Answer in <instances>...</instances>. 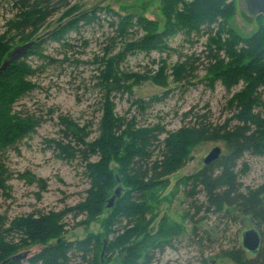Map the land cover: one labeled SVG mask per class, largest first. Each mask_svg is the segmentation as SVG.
<instances>
[{
  "label": "rangeland",
  "instance_id": "374dc122",
  "mask_svg": "<svg viewBox=\"0 0 264 264\" xmlns=\"http://www.w3.org/2000/svg\"><path fill=\"white\" fill-rule=\"evenodd\" d=\"M228 1L235 6L228 25L238 34L248 36L264 27V19L252 20L246 14L243 0ZM96 5L108 6L122 15L139 14L157 21L160 28L164 23L159 0H82L79 10ZM16 15L13 0H0V35L9 29L7 23ZM60 15L48 19L32 40L65 22L66 18L62 20ZM114 32V27L105 19L100 25L68 34L66 38L71 48L45 43L44 54L56 63L27 58L30 70L39 69L27 78L31 90L18 97L9 112L12 119L21 118V123L27 116L31 120L23 126L17 143L0 153V163L6 171L4 188L0 189V223L3 224L0 233L22 219L55 215L52 227L55 231L47 244L82 240L93 234L99 240L94 247L98 264H122L119 258L126 254V249L139 245L144 233L128 237L125 232L133 226L141 229V220L120 216L112 222L110 215L115 214L116 207H106L117 188L120 193L116 198L126 193L128 188L121 173H127L130 167L112 160L108 172L114 181L104 186L94 178L100 164L99 155H90L89 161L84 163L80 155L66 159L57 149L58 143L77 147L75 129L86 135V143H96L102 132V114L110 108L113 117L130 121L136 128L159 126L165 132L177 133L182 128L197 129L203 125L209 134L198 137L188 133L185 142L183 137L186 155L182 166L161 179L147 194L144 204L145 219L149 223L147 242L138 248V264L143 261L146 264H235L229 257L222 256V252L240 245L241 231L257 227L250 217L240 215L233 208L229 209L231 213L224 208L219 214L201 208L203 192L199 187L193 194L190 178L203 169L202 159L211 148H220L219 159L229 156V143L223 135L232 130L236 122L230 121L224 128L232 115L227 101L241 84L227 90L220 80L209 82L206 36L186 37L178 33L167 40L168 48L163 52L128 55L120 67L131 77L127 83L131 93L107 95L97 78L99 60H94L104 56V47ZM22 44L24 42L16 36L0 65L13 48ZM115 46L113 52L116 53L121 46L119 41ZM219 54L223 56L222 52ZM64 58L67 61L59 63ZM152 60L156 61L155 65ZM161 60L166 65L165 86L152 81ZM182 62L196 69L190 78L178 82L174 80L173 66ZM157 79L162 82L160 77ZM137 101H141L140 104ZM260 112L264 118V109ZM165 132L158 135L160 140L167 137ZM28 176L39 179V183H29ZM234 182L240 184L244 192L264 186V155L244 154L236 160ZM101 198L102 204L99 203ZM98 206H101L100 214H96ZM126 221L129 222L126 224ZM2 236V242L12 248V254L25 250L37 252L43 247L21 229ZM104 240L106 244L102 243ZM263 246L264 241H261ZM90 258L86 257V262H90ZM75 260L73 264H87L78 257Z\"/></svg>",
  "mask_w": 264,
  "mask_h": 264
},
{
  "label": "trees",
  "instance_id": "16d2710c",
  "mask_svg": "<svg viewBox=\"0 0 264 264\" xmlns=\"http://www.w3.org/2000/svg\"><path fill=\"white\" fill-rule=\"evenodd\" d=\"M79 1L82 0H13L17 15L13 20L8 21L9 29L0 35V61L7 52L8 45L16 36L21 42L31 41L48 19L56 14H61L62 20L66 18V21L50 30L51 32L37 41L25 55L0 73V153L17 143L23 133V126L31 120L27 116L24 117V120H27L21 123V118L12 119L13 117L9 115L12 103L32 88H29L31 84L27 80L28 76L39 69L30 70L31 65L27 63V58L34 57L44 62H57L49 60L44 54L45 43L71 48L66 38L68 34L79 33L83 27L100 25L101 21L106 19L108 25L111 28L114 27L115 32L104 47V56L94 61L99 60L100 69L97 78L103 85L105 93L109 95L110 92L122 94L126 91L130 92L127 83L131 77L120 67L128 55L163 52L168 48L165 44L167 40L178 33H183L186 37L206 36L205 50L206 57L209 59V82L220 80L227 90L240 84L241 88L227 101V107L232 110V115L224 124V128L230 121L236 122L232 130L224 132L223 135L229 143V156L203 166L198 174L190 178L191 189L195 194L196 189L200 187L204 195L200 205L206 211L219 214L226 208L227 213H231L229 209L233 208L240 215L250 217L264 241L262 229L264 228V186L247 189L244 192L240 184L234 182L236 160L241 159L244 154L264 155V118L260 112L261 108L264 109L262 99L264 96V27L248 36L238 34L228 25V20L235 11L234 4L228 0H159L160 13L164 18L161 28L157 21L149 20L139 14L122 15L113 12L108 6L96 5L79 10ZM256 19L264 18L256 16L252 20ZM142 32L144 34H140ZM117 41L121 46L115 53L113 50ZM220 52L223 56L219 54ZM65 61L67 60L64 58L59 63ZM151 62L156 64L155 60ZM165 66L164 61L161 60L159 69L153 76L155 79L152 78L154 83L166 85V77L163 76ZM195 69L187 62L174 65V80L180 82L190 78ZM158 77L162 82L158 81ZM140 102L137 101L139 104ZM202 126L197 129L182 128L177 133L165 132L159 126L136 128L130 121L113 117L112 111L107 108L102 114L100 122L102 132L96 143H86V135L81 130L75 129L77 147L57 144V149L66 159L74 158L78 154L86 163L90 155H99L100 164L94 178L98 183L102 182L104 186L114 181L108 172L109 163L112 160H117L122 166L126 164L125 168L130 167L127 173H121L125 177L124 183L128 189L123 196L115 199L113 207H116V210L115 214L110 215V220L117 221L120 216L128 219L137 218L141 220L142 228L133 226L125 233L128 237L144 233L145 237L139 245L126 249V254L119 258L122 264H138L139 247L147 242L146 230L149 226L145 219L146 196L157 187L161 179L167 178L180 169L186 155L184 142L185 138L188 140V133L198 137L203 135L208 137V130ZM163 132L167 134V137L160 140L158 135ZM5 173L0 163V189L2 190L6 181ZM28 179L29 183L38 184L40 181L32 176H28ZM40 187H43L41 182ZM102 202L103 198L99 200L100 204ZM100 213L101 206H98L96 214ZM54 216L22 219L12 225L9 230H3L2 234L11 232L13 229H21L32 235L30 238L43 246L25 260L27 264H73L76 257L81 260L91 257L90 262L85 260V263L98 264L94 247L99 240L93 234L82 240L47 244L55 231L52 229L55 226ZM128 222L126 221V224ZM0 229H3L2 223H0ZM2 234L0 233V264L6 260L8 261L3 264H22L23 261L20 260H9L15 254L10 253L12 248L2 242ZM221 255L229 257L235 264H264V246L255 257L248 255L240 245L236 249L222 252ZM143 264H146V261H143Z\"/></svg>",
  "mask_w": 264,
  "mask_h": 264
},
{
  "label": "water",
  "instance_id": "95a60500",
  "mask_svg": "<svg viewBox=\"0 0 264 264\" xmlns=\"http://www.w3.org/2000/svg\"><path fill=\"white\" fill-rule=\"evenodd\" d=\"M243 6L244 9L246 10V14L249 15L251 18H254L256 16H262L264 18V0H243ZM50 32L51 31L46 32L45 34L37 37L32 41L26 42L20 46L13 48L7 54L6 59L1 63L0 73L3 72L6 68H8L14 61L25 55L37 41H39L41 38H43ZM219 157H220V148L213 147L207 152V154L202 159V164L203 166L210 165L213 162H216L219 159ZM119 193H120V189L117 188L114 191V194L111 196V198L107 200L106 202L107 208L113 206L114 200L117 196H119ZM261 241L262 239L260 233L254 227L246 228L240 233V246L250 256H254L258 253V251L261 248ZM103 243H105V240L103 241ZM35 253L36 252L32 250L21 251L11 256L9 260L25 261ZM6 261L2 262L1 264L5 263Z\"/></svg>",
  "mask_w": 264,
  "mask_h": 264
}]
</instances>
